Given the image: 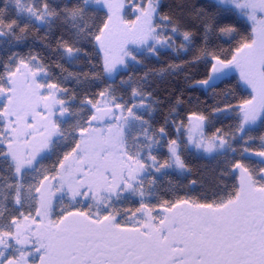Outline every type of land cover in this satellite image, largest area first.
Wrapping results in <instances>:
<instances>
[{"label":"snow or ice","instance_id":"1","mask_svg":"<svg viewBox=\"0 0 264 264\" xmlns=\"http://www.w3.org/2000/svg\"><path fill=\"white\" fill-rule=\"evenodd\" d=\"M0 264H264V0H0Z\"/></svg>","mask_w":264,"mask_h":264}]
</instances>
